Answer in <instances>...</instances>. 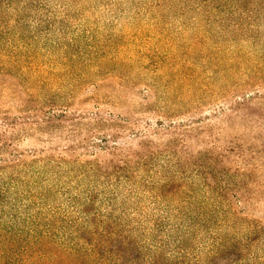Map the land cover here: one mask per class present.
Segmentation results:
<instances>
[{
  "label": "rangeland",
  "instance_id": "374dc122",
  "mask_svg": "<svg viewBox=\"0 0 264 264\" xmlns=\"http://www.w3.org/2000/svg\"><path fill=\"white\" fill-rule=\"evenodd\" d=\"M40 1L22 51L60 66L34 96L80 124L39 129L20 77L0 75V157L68 160L44 168L36 212L98 230L67 231L83 252L82 236L108 241L93 264H194L248 222L264 256V0Z\"/></svg>",
  "mask_w": 264,
  "mask_h": 264
},
{
  "label": "trees",
  "instance_id": "16d2710c",
  "mask_svg": "<svg viewBox=\"0 0 264 264\" xmlns=\"http://www.w3.org/2000/svg\"><path fill=\"white\" fill-rule=\"evenodd\" d=\"M42 3L40 0H0V75L15 74L20 77L21 80L17 82V85L22 87L23 93L27 96L23 103V107L28 113L25 116L36 117L37 121L40 119L42 124L34 121L36 125H39V129L53 131L55 128L63 127L62 124L68 120L71 121L70 127L75 129L80 123L75 118H68L67 102H64L65 106H62L55 98H35L34 96L37 89L50 82L52 77L58 74L57 69L60 65L52 62L39 63L35 57L33 59L25 58L22 51L24 45L31 44L25 35L26 32H30L27 30L28 20L31 18L36 20V16L28 17L24 12L30 13L42 9ZM66 46L64 45V47ZM26 72L30 76L24 80ZM32 96L34 99H30ZM32 100L36 105H39L38 108L35 106L32 109L29 103ZM2 118L5 119L7 127L13 124L8 121L7 114H3ZM1 143H5L4 135L0 136V148L4 146ZM114 148L117 147L114 146ZM43 152L41 150L39 156H36L37 153L34 152L33 155L36 157H33L30 163L21 160L22 153L18 154L20 156L12 158L4 155L0 157V264L96 263L101 254L99 250L106 246L107 240L100 241L99 238L82 236L83 242L90 244L89 249L83 252L81 244L78 242L68 244L67 239L70 227L74 231L87 232L89 237L99 235L98 230H88V226L80 225L75 220L74 224L70 225L68 216L57 218L55 211L50 216H43L36 212L39 190L34 192L35 190L32 189L41 185L39 178L42 179L44 168H48L51 161L57 168L68 162L63 155L51 157L43 155ZM15 166H25V170L12 172L10 175L7 174V171L5 172L6 169ZM21 184H25L26 187L22 188ZM245 209L244 211H246ZM231 213L237 214L236 211H231ZM86 219H88V215ZM262 228L254 222H248L247 230L241 239L232 236L224 244L215 237L213 250L206 255L203 261L199 260L194 264H264L263 254H254L251 249L253 242L258 239V236L254 237V234ZM61 230H65V237L60 238ZM67 231H69L68 236ZM105 231L107 232L104 229ZM109 235L111 236V234ZM105 237L108 238V236ZM122 241L126 246L131 244L127 240ZM181 241L178 240V243ZM113 252L115 251L111 250V253ZM262 252L264 253V251ZM125 253L120 257L123 258L124 255L129 257L128 252ZM139 257L140 255L135 258L139 259ZM149 263L189 264L180 256L163 254V252L154 254Z\"/></svg>",
  "mask_w": 264,
  "mask_h": 264
}]
</instances>
